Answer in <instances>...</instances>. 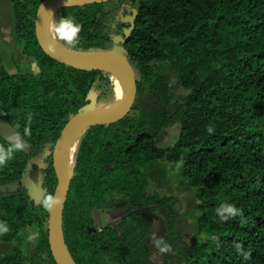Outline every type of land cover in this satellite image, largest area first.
Returning <instances> with one entry per match:
<instances>
[{
  "label": "trees",
  "instance_id": "obj_1",
  "mask_svg": "<svg viewBox=\"0 0 264 264\" xmlns=\"http://www.w3.org/2000/svg\"><path fill=\"white\" fill-rule=\"evenodd\" d=\"M14 43L38 71L0 73V122L18 133L27 126L26 151L0 167V221L14 242L0 264H56L48 243L49 211L21 180L29 159L54 148L68 118L90 103L102 70H82L48 56L35 37L34 18L42 0H11ZM81 23L72 50L110 52L118 45L138 72L137 91L122 118L83 130L62 213V236L75 264H264V0H109L60 8ZM134 27L125 41V29ZM180 124L176 142L164 131ZM209 128L212 131H209ZM4 138L0 136V142ZM156 159L181 162L201 214L187 222L174 195L151 192L145 175ZM43 180L55 193L52 152ZM17 184L13 186V184ZM129 203L119 220L96 226L93 210ZM240 211L221 220L217 208ZM162 215L160 240L144 239ZM39 227L35 251L26 258L23 230ZM148 232V233H149ZM201 235L193 246L187 234ZM163 260L154 263L152 254Z\"/></svg>",
  "mask_w": 264,
  "mask_h": 264
},
{
  "label": "rangeland",
  "instance_id": "obj_2",
  "mask_svg": "<svg viewBox=\"0 0 264 264\" xmlns=\"http://www.w3.org/2000/svg\"><path fill=\"white\" fill-rule=\"evenodd\" d=\"M59 9L54 11V14L56 17H60L59 13H57ZM54 34V33H53ZM55 36V34H54ZM63 46V41H59ZM66 47V46H65ZM115 54L117 56H124L126 57V51L120 47L115 46ZM92 52V51H89ZM111 53V52H110ZM104 54V53H103ZM108 55V54H105ZM35 72L38 71L37 65L35 64L33 66V69ZM119 74L109 71H103V75L101 78H99L93 85V87L90 90L89 98L90 103L87 105L85 109L87 110H93V109H104L108 107V105L112 104L114 101H116L120 97V102L122 101L123 97L126 95L128 90V84L124 78L121 77L122 83H120V86H118L117 77ZM138 76V72H137ZM122 84V85H121ZM122 86V87H121ZM121 87V88H120ZM121 90V91H120ZM120 104V103H119ZM118 104V105H119ZM117 105V106H118ZM116 106V107H117ZM114 109V108H113ZM15 130L10 126L9 124L0 122V135H2L3 138H6L10 133L14 132ZM180 131V124L178 122L174 123L172 126L168 127L164 131V138H163V144L165 146H172L179 135ZM83 134V130H82ZM82 134L80 133V137H82ZM81 138H79L80 140ZM80 142V141H79ZM79 145V144H78ZM78 149V147H77ZM74 153V157H76V152ZM52 148H47L44 154H37L29 159L28 168L25 172V177L23 179L22 185L26 187L28 190L30 196L35 199L37 202L40 195L44 193L43 188V180L46 174V168L48 166L49 157L51 156ZM75 160V159H74ZM161 162H166L163 159H160ZM169 163V162H168ZM171 170L168 172L169 176L173 177V170L174 168H178V164H181L180 161L177 162H170ZM73 169V167H72ZM155 171L156 167L152 166L147 168L145 170V175L148 180V189L151 192H159L161 194L165 195H174L175 198L178 201V214L185 219L187 222L192 221L195 219V217L200 213L199 207H198V201L195 203L194 195L192 192H187V186L184 185V188H179L180 183L175 185L176 190L173 191L171 185H167L169 180L164 179V176L161 174V178L164 179L163 182L160 183V181H157L155 178ZM72 173V170L71 172ZM173 174V175H172ZM160 175V174H159ZM183 178V177H181ZM177 179V175L173 177V180ZM34 184H32V183ZM184 182H186L184 180ZM40 183V184H39ZM173 193V194H172ZM196 198V197H195ZM184 201V204H183ZM129 203H127L125 200H121L117 202L114 206L109 208H96L93 210V218L96 226H103L107 223L115 222L119 220L121 217H123L129 210ZM197 204V206H196ZM199 216V215H198ZM39 231V227L37 225H30L25 227L23 230V236H24V245L23 250L25 257L28 259L32 256V254L35 251L36 243L39 239V235L37 238L33 240L28 239V235L32 232ZM146 232L144 235V239L148 241V247L153 249L156 243L154 241L161 239L164 232V226H163V218L162 215H158L153 219V224L151 227L150 232ZM202 236L198 235L194 232H189L187 234V241L191 246L199 243L201 241ZM151 259L154 263H159L163 260V256H161L158 252H155L152 254Z\"/></svg>",
  "mask_w": 264,
  "mask_h": 264
},
{
  "label": "water",
  "instance_id": "obj_3",
  "mask_svg": "<svg viewBox=\"0 0 264 264\" xmlns=\"http://www.w3.org/2000/svg\"><path fill=\"white\" fill-rule=\"evenodd\" d=\"M106 1L109 0H42L37 7L34 18L35 37L41 49L48 56L61 63L82 70H102V71L117 73L119 74V76L124 78L128 84V90L126 95L123 97L120 104L114 109L108 112L98 113V114H90L86 112V110L84 109L71 115L68 118L67 122L64 124L63 128L61 129L60 134L55 142L52 151V160H53L55 173L57 176V185L54 194L60 195L63 199L61 206H56L51 211H49V216L47 219V237H48L50 252L56 264H75L67 251L62 236V213H63L64 203L67 198L70 178L72 176V173L69 174L68 172H66L63 161V150L67 136L74 129L84 130L85 128L93 124L112 122L124 117L130 111L132 104L134 102L137 91L136 81L138 77H137V70L135 66L132 64V62L128 59L127 55L126 57L122 55L117 56L115 54V49H116L115 47L112 49V51H110L111 53L107 52L108 55H105L106 54L104 53L105 51L102 50L92 51L94 53L96 52H101L100 54L104 53V55H97L94 58H78V57L70 56L64 54L57 48L50 51L48 47L50 42L46 37L45 29H44V23L46 19H42V17L47 16L46 11H51L54 13V11L63 7L79 6L89 3H102ZM134 17L135 14L133 16L128 17V19L131 21V26L130 28L125 29L124 39H121L120 36L114 38V41L116 43L126 40L130 31L134 27ZM117 46L118 45H116V47ZM72 51H78V50H72ZM82 52H86V51H82ZM23 150L26 151L27 147ZM44 153L45 151L41 154ZM28 164L29 162L27 163L26 169L28 168ZM24 177L25 174L23 175L21 182H23ZM16 185H17L16 183L13 184V186ZM61 244H63L64 247L66 248V251L70 257V261L64 258L61 252L62 251Z\"/></svg>",
  "mask_w": 264,
  "mask_h": 264
},
{
  "label": "clouds",
  "instance_id": "obj_4",
  "mask_svg": "<svg viewBox=\"0 0 264 264\" xmlns=\"http://www.w3.org/2000/svg\"><path fill=\"white\" fill-rule=\"evenodd\" d=\"M46 13L47 16L42 17V19H46V25L50 31L55 34L53 40L48 45L50 51L55 49V45L58 41H63L68 47H75L80 43L79 36L82 30L81 23L71 16L56 17L51 11H46ZM33 116L34 114L31 111L26 113L27 126L24 128L23 133L14 131L4 138L3 142H0V167L7 165L18 151H23V149L27 147L24 136L30 131ZM209 131H212V129L209 128ZM62 199L63 198L60 195L46 192L39 196L37 203L43 209L51 211L54 207L61 206ZM239 211L240 209L230 203H223L217 208V214L220 216L221 220H226L230 216L236 215ZM7 231H9L8 224L4 221H0V233ZM38 235V231L32 232L28 235V239L33 240L37 238ZM154 243L161 245V252L170 250V245L163 244L160 239L154 241Z\"/></svg>",
  "mask_w": 264,
  "mask_h": 264
},
{
  "label": "crops",
  "instance_id": "obj_5",
  "mask_svg": "<svg viewBox=\"0 0 264 264\" xmlns=\"http://www.w3.org/2000/svg\"><path fill=\"white\" fill-rule=\"evenodd\" d=\"M14 21H13V5L11 0H0V73L2 67H4L8 72L15 73L18 69L30 70L35 72L33 66L36 64L34 59L28 55L21 53L18 45L14 43ZM38 69V68H37ZM36 73V72H35ZM173 165V164H172ZM168 162H161L160 159L152 160L148 163V168L155 166V178L157 181L163 182L164 179L169 180L167 185H171L172 190L175 191V185L180 183L177 190L184 188L186 185L187 192L190 191L195 196V191L184 182V178L181 174V164H178V168H174L173 177L177 175V179L173 180L172 176L168 175V172L172 169V166ZM160 174V175H159ZM161 174L164 179L161 178ZM173 194V193H172ZM195 203H197L194 197ZM184 204V201H183ZM197 206V204H196ZM200 210V209H199ZM201 214L200 213L198 215ZM197 215V216H198ZM196 216V217H197ZM195 217V218H196ZM194 220V219H193ZM14 242L0 241V253L8 254L13 251Z\"/></svg>",
  "mask_w": 264,
  "mask_h": 264
},
{
  "label": "bare ground",
  "instance_id": "obj_6",
  "mask_svg": "<svg viewBox=\"0 0 264 264\" xmlns=\"http://www.w3.org/2000/svg\"><path fill=\"white\" fill-rule=\"evenodd\" d=\"M44 29H45V34H46L48 41L51 42L54 38V34L50 31V29L46 25V20L44 23ZM55 48H57L58 50H60L64 54L74 56V57H78V58H94L97 55H104V54H100L101 52L94 53V52L72 51V50H69L68 48H66L65 46H63L59 41L56 43ZM104 53L108 54L107 52H104ZM117 81H118V83H117L118 86H120V83H122L121 76L117 77ZM119 99H120V97L104 109H93V110L85 109V110H86V112H88L90 114H98V113L108 112V111L112 110L113 108H115L120 103ZM81 132H82V130L74 129L69 133V135L67 136V139H66V143L64 146V150H63V161H64V168H65L66 172H68L69 174H71L70 172H71L73 164H74V159H75L74 153L78 147ZM61 250H62L61 252H62L64 258L66 260L70 261V257H69V255L66 251V248L64 247L63 244H61Z\"/></svg>",
  "mask_w": 264,
  "mask_h": 264
}]
</instances>
